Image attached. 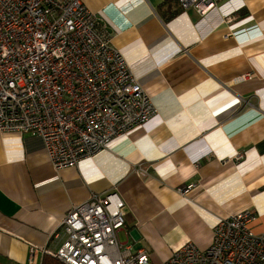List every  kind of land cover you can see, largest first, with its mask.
Returning a JSON list of instances; mask_svg holds the SVG:
<instances>
[{"label":"crops","instance_id":"1","mask_svg":"<svg viewBox=\"0 0 264 264\" xmlns=\"http://www.w3.org/2000/svg\"><path fill=\"white\" fill-rule=\"evenodd\" d=\"M82 2L157 114L58 171L40 138L0 134V264H27L30 249L41 264L42 250L63 242L72 206L113 191L125 205L119 241L150 264L188 242L206 249L216 223L243 209L264 233V0L225 4L243 5L230 21L219 9L183 12L175 0Z\"/></svg>","mask_w":264,"mask_h":264},{"label":"built area","instance_id":"2","mask_svg":"<svg viewBox=\"0 0 264 264\" xmlns=\"http://www.w3.org/2000/svg\"><path fill=\"white\" fill-rule=\"evenodd\" d=\"M233 0H175L200 16ZM250 73L235 82L250 79ZM157 114L105 26L82 0H0V134L40 138L55 170L76 167L117 136ZM192 186L177 189L182 197ZM243 209L221 218L204 250L188 242L164 264H264V233ZM125 205L116 192L72 206L59 230L62 264H150L148 254L121 243ZM34 249L27 264H34Z\"/></svg>","mask_w":264,"mask_h":264},{"label":"trees","instance_id":"3","mask_svg":"<svg viewBox=\"0 0 264 264\" xmlns=\"http://www.w3.org/2000/svg\"><path fill=\"white\" fill-rule=\"evenodd\" d=\"M41 264H62L50 256H43Z\"/></svg>","mask_w":264,"mask_h":264},{"label":"clouds","instance_id":"4","mask_svg":"<svg viewBox=\"0 0 264 264\" xmlns=\"http://www.w3.org/2000/svg\"><path fill=\"white\" fill-rule=\"evenodd\" d=\"M231 14H229V16H230Z\"/></svg>","mask_w":264,"mask_h":264}]
</instances>
